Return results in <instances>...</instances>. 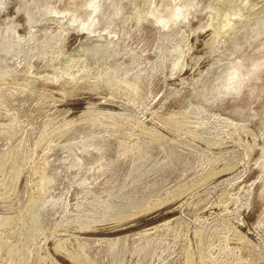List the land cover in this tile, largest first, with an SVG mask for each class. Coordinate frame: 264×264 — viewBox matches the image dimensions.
<instances>
[{
	"label": "rangeland",
	"instance_id": "374dc122",
	"mask_svg": "<svg viewBox=\"0 0 264 264\" xmlns=\"http://www.w3.org/2000/svg\"><path fill=\"white\" fill-rule=\"evenodd\" d=\"M0 264H264V0H0Z\"/></svg>",
	"mask_w": 264,
	"mask_h": 264
}]
</instances>
